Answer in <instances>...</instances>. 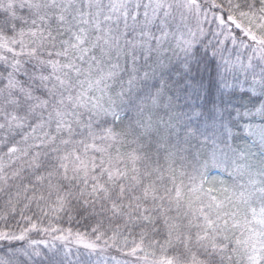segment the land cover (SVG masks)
I'll list each match as a JSON object with an SVG mask.
<instances>
[{"label": "snow or ice", "instance_id": "snow-or-ice-1", "mask_svg": "<svg viewBox=\"0 0 264 264\" xmlns=\"http://www.w3.org/2000/svg\"><path fill=\"white\" fill-rule=\"evenodd\" d=\"M0 264H264V0H0Z\"/></svg>", "mask_w": 264, "mask_h": 264}]
</instances>
